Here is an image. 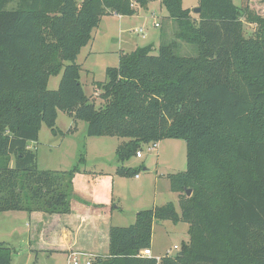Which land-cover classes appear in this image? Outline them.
I'll list each match as a JSON object with an SVG mask.
<instances>
[{
	"label": "trees",
	"instance_id": "1",
	"mask_svg": "<svg viewBox=\"0 0 264 264\" xmlns=\"http://www.w3.org/2000/svg\"><path fill=\"white\" fill-rule=\"evenodd\" d=\"M151 1L0 0V213L71 212L84 153L70 170L40 169L29 146L43 124L63 134L62 110L86 122L88 136L127 139L116 149L121 175L138 174L123 163L143 145L178 138L187 147L186 170L167 174L180 210L154 205L133 224L112 226L108 256L92 264H264V16L234 0H199L196 19L183 0H160L177 23L174 39L161 34L157 54L153 43L121 52L96 84L105 101L97 108L81 83L82 48L105 15L132 16ZM243 16L257 24L254 36ZM180 42L197 54L177 53ZM157 221L189 225L175 256L141 254ZM13 253L0 242V264H12Z\"/></svg>",
	"mask_w": 264,
	"mask_h": 264
},
{
	"label": "rangeland",
	"instance_id": "2",
	"mask_svg": "<svg viewBox=\"0 0 264 264\" xmlns=\"http://www.w3.org/2000/svg\"><path fill=\"white\" fill-rule=\"evenodd\" d=\"M16 2L17 0H11L9 7L15 6ZM234 3L241 7L248 5L253 11L264 16V0H234ZM198 4L199 0H183V6L191 8V10L197 7ZM152 8L146 11L148 20L145 26L148 28V30L146 28V32L147 34L149 33V37L144 40L141 35H137L139 36V39L136 37L139 46L148 45L159 34L161 29L155 27V22L165 24L167 19L166 15H168V11L164 6L163 9H160L157 0H154ZM192 15L198 19V13L192 11ZM241 19L244 24L245 35L247 37L254 36L258 29L257 24L248 22L246 16H243ZM127 24L131 27L142 26L141 17H132V20ZM164 24L163 27L166 29L165 34L167 36L166 40L170 41L174 39V34L178 29L177 23L173 21L172 23L166 22L165 26ZM117 28H119V23L116 18L106 17L101 28L98 29L97 27L93 31V38L95 37V39H92L88 44L89 46L83 49L82 54L77 60L81 66L80 79L83 89L86 95L93 97L97 108L101 107L105 102L101 97L102 89L98 94L96 84L97 82L107 80L106 67L118 66L122 47L125 51L135 49L131 43L122 44V41L118 40ZM156 47L157 49L153 52L154 54L158 53L159 44ZM101 51L107 55H98ZM176 51L181 55L197 54L196 46L185 42H180V46ZM61 77L62 74L51 76L48 88L50 90H57ZM77 122L78 125L75 124L74 118L67 112L59 110L57 128L63 134L54 135L50 128L46 124H43V129L41 128L42 132L40 131L39 134L42 141L35 146L32 144L33 148L37 147L40 169L70 170L78 164L81 154L84 153L86 163L83 166L81 165V169H89L97 173H110L117 179L115 195L117 201H115L120 206V211L119 209H117L118 212L115 211L117 217L120 218L117 222L121 224L119 226L133 224L136 221V214L141 210L150 208L154 203L162 205L174 202L177 209L180 210L178 194L171 191L167 174L182 172L187 168V147L183 139L165 138L159 141L160 156L156 150L150 151L148 149L152 143L143 145L141 151L144 157L142 159L133 155L123 163V166L126 168L137 169L140 178L136 179L134 175H121L117 173L119 166L116 163L115 146L119 140H127L126 138L88 136L87 123L84 121ZM76 127L77 129H75ZM144 167L147 169H144ZM150 178H157L158 186L156 187V182L152 179L151 185L146 188L143 184L140 191L141 181L145 180L144 182H146ZM155 190L157 193H155ZM15 224L24 227L25 223L17 221ZM15 224L12 219L3 222L0 217V242L6 241L5 243L14 248L12 264H68V258H49L45 253L32 254L27 258L28 251H19V247H14L18 243L14 239L9 238L11 229H13ZM188 228L189 225L185 222H156L153 226L152 256L158 259L166 255L175 256L179 252L175 246L178 245L179 248H182L184 243L187 244L190 241ZM82 261L84 262L85 260L82 259Z\"/></svg>",
	"mask_w": 264,
	"mask_h": 264
},
{
	"label": "crops",
	"instance_id": "3",
	"mask_svg": "<svg viewBox=\"0 0 264 264\" xmlns=\"http://www.w3.org/2000/svg\"><path fill=\"white\" fill-rule=\"evenodd\" d=\"M157 1L159 2L160 9H163L161 1ZM153 3L154 1L150 2L147 8H142L139 4H136L135 6L138 11L132 16H123L117 13L105 15L98 29L101 28L106 17H115L119 23V28H117L118 40H121L122 44L131 43L133 48L136 49L139 46L136 38L138 37L139 39V36L137 35H141L144 40L149 37V33L147 34L146 32L147 27L145 26L148 20L146 11H149L150 8L153 7ZM143 11L145 12L141 15ZM136 16L141 17L142 26H128L127 23L132 20V17ZM166 18L165 24L166 22L172 23L174 21L169 17V14L166 15ZM163 24L164 23H159V26H156V22L154 23L155 27L160 28L161 31L154 37L155 40L153 39L149 44L153 43L156 49V46L160 43L161 34L166 33ZM94 39L95 37L93 40ZM88 46L89 45L82 48L79 56L82 54L83 49ZM121 52L129 53L131 51H125L122 47ZM98 55L106 56L107 54L101 51ZM89 71L91 72V70ZM96 90H98L99 94L100 89L98 86ZM75 122V124L78 125V122ZM75 129H77V127ZM40 137L41 136H39L37 142H31L29 146L33 148L32 144L35 146L40 143L42 141ZM123 141L126 140L122 139L117 142L115 150ZM35 148L37 149V147ZM156 151L157 153L159 152L158 154L160 156L159 143H157ZM143 157L144 156L137 158L142 159ZM144 169L147 168L144 167ZM135 178H140V174L138 173ZM152 179L153 178H150V180L146 182H144L145 180L141 181L140 191L143 184L148 188V186L151 185ZM153 181L156 182L157 187V178L153 179ZM116 183L117 179L110 173H97L89 169H80L73 180V197L71 198V212L69 214H46L41 211H33L32 213L26 211H4L0 213V217L3 222L12 219L14 224L17 221H23V223H25L24 227L15 224L13 229H11L9 238H12V240L14 239V241L18 243L14 247H19V251H28L27 258L37 253H45L49 258H69V256L74 253L79 254L78 256L82 259L91 257V259L94 260L97 257H106L109 254L110 228L114 225H121L117 223L120 218L117 217L116 211L117 209L120 211V206L116 202ZM155 193H157L156 190ZM154 205L157 204L154 203L152 206ZM151 250L153 255L152 246ZM177 250L180 251V249Z\"/></svg>",
	"mask_w": 264,
	"mask_h": 264
},
{
	"label": "built area",
	"instance_id": "4",
	"mask_svg": "<svg viewBox=\"0 0 264 264\" xmlns=\"http://www.w3.org/2000/svg\"><path fill=\"white\" fill-rule=\"evenodd\" d=\"M158 25H159V24L156 23V26H158ZM141 31H142V29H141ZM156 148H157V143H152V144L148 147V149H149L150 151H155ZM136 156H137V157H142V156H143V152H142L141 150H139V151L136 153ZM175 248H176V249H180L178 245H176ZM141 254L146 255V256H152V250H151V248L143 249V250L141 251ZM78 255H79V254H75V253L72 254V255H70L69 258H68V264H92V261H93V260L91 259V257L85 258V259H84L85 261L83 262V261H82V258L79 257ZM80 255H82V254H80Z\"/></svg>",
	"mask_w": 264,
	"mask_h": 264
},
{
	"label": "water",
	"instance_id": "5",
	"mask_svg": "<svg viewBox=\"0 0 264 264\" xmlns=\"http://www.w3.org/2000/svg\"><path fill=\"white\" fill-rule=\"evenodd\" d=\"M199 11H200V7L199 6H197V7H195L193 9V12L198 13ZM186 193H187L188 196H190L192 194V190L191 189H188ZM157 223H159V221H157Z\"/></svg>",
	"mask_w": 264,
	"mask_h": 264
}]
</instances>
